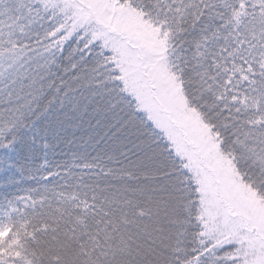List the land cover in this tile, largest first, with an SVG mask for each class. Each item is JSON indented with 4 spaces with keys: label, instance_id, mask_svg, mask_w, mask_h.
<instances>
[{
    "label": "snow or ice",
    "instance_id": "snow-or-ice-1",
    "mask_svg": "<svg viewBox=\"0 0 264 264\" xmlns=\"http://www.w3.org/2000/svg\"><path fill=\"white\" fill-rule=\"evenodd\" d=\"M0 264H264V0H0Z\"/></svg>",
    "mask_w": 264,
    "mask_h": 264
}]
</instances>
